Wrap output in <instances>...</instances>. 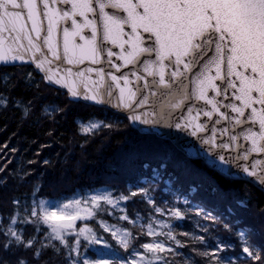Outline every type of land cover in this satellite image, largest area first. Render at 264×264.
Masks as SVG:
<instances>
[{
	"label": "trees",
	"instance_id": "obj_1",
	"mask_svg": "<svg viewBox=\"0 0 264 264\" xmlns=\"http://www.w3.org/2000/svg\"><path fill=\"white\" fill-rule=\"evenodd\" d=\"M91 120L100 125L84 131L81 122ZM0 177L6 181L0 185V259L10 264L18 259L83 264V258L97 254L92 243L77 236L81 229L105 238L122 257L161 238L171 246L158 252L166 264H264V191L187 158L168 140L141 134L125 116L70 100L28 64L0 65ZM103 188L124 199L126 218L109 202L97 201L69 235H61L63 243L55 239L49 225L56 224L44 222L41 200ZM33 209L37 217L31 216ZM154 220L166 222L162 237L149 233ZM104 222L131 233L127 249L105 231ZM9 227L24 240L33 238V247L13 244L5 252L3 233ZM41 244L48 247L37 258L34 251ZM245 246L260 259L244 253Z\"/></svg>",
	"mask_w": 264,
	"mask_h": 264
},
{
	"label": "snow or ice",
	"instance_id": "obj_2",
	"mask_svg": "<svg viewBox=\"0 0 264 264\" xmlns=\"http://www.w3.org/2000/svg\"><path fill=\"white\" fill-rule=\"evenodd\" d=\"M41 2L42 10L38 7V0H0V61L8 63L9 54H11V61L33 62L36 68L45 72L44 78L47 82L61 84L66 78L59 75V71L53 73L52 69L45 68V65L52 64L54 60L66 61L69 65L79 64L84 60H89L93 64L97 63L98 57L104 51L102 47L98 46V35L102 27L103 41L120 47L121 55L118 58L124 61L125 66L133 62L135 57L140 54L155 53L161 69L160 83L168 87L163 72L166 67L165 60L177 66V70L172 72V77L176 78L182 75L178 69L179 65H183L185 72L191 71L211 51L214 56L210 59V63L215 66L216 75L215 77L206 76L205 79L217 95H221L222 90L214 83L215 80H220L226 85L223 89L226 98L227 90H233L234 98L239 101V106L230 104L227 107L239 117L235 120L237 125L245 122L252 125L259 124L258 132L249 128L244 138L251 141V151L264 152V143H261L264 142V0H41ZM56 4L70 5L71 7L70 10L52 7ZM108 9L114 11L109 12ZM116 13L125 15L121 16ZM41 17L47 19L43 47H46L51 53V60L39 43L41 32L45 31L42 27ZM60 21H70V26H64L61 29L63 34L62 56L54 43V33L59 28ZM125 26L131 28V33L124 31ZM85 29H90V36L84 34ZM144 33L148 34L147 37L143 35ZM124 37H127V40ZM77 38L82 43H79ZM25 40L27 46L23 43ZM146 41L152 46L144 47ZM6 44L7 49L4 47ZM125 44H128L132 49L127 55L123 54ZM21 49H24L25 53H32L30 61L25 59V54L21 53ZM113 55L115 53L108 50L107 56L112 57ZM113 66L119 71V66ZM149 67L150 65H147L145 70H149ZM92 71V68L87 69V72ZM67 75L69 77L72 75L71 69L67 70ZM76 75L83 77L85 73L78 72ZM137 78L139 79V77ZM123 79L127 85L129 82L127 76H124ZM112 80L119 87V78L112 76ZM203 83L202 80L201 84ZM62 86L67 87L68 85L65 83ZM68 91L73 98L93 100L98 104L104 102L98 94H87V90L84 93H79L69 87ZM123 93L124 89L121 88V97H123ZM130 95L134 96L135 93H130ZM198 99L205 100L206 103L212 105L215 111H219L216 102L208 99L203 88L200 89ZM256 105L260 106L259 109ZM249 109L250 113L246 116L245 112ZM205 115L210 116L211 113L206 112ZM131 119L135 121L141 118L132 116ZM161 119H163L162 115ZM141 123H147V121L141 120ZM167 126L171 127L172 125ZM90 127L94 128L97 125L91 124ZM175 127L181 131H186L191 127V134L194 136L198 132L204 131V126L200 124L192 126L189 123L183 125L176 123ZM213 142L212 139L203 141L209 145ZM217 155L221 163L226 161L224 155ZM243 159L247 160L248 156L245 155ZM256 167L255 164L251 169L244 166L243 171L248 176L256 177V181L264 185V175H259ZM261 172H264V168L261 169ZM4 183L6 181L0 177V185ZM96 199L93 197L94 201ZM13 203H18V201L13 200ZM43 204L44 202L41 201L42 209ZM64 207L67 208L69 205H64ZM43 212L45 223L53 218H63L57 216L56 211L49 213L47 209H43ZM175 215L179 216L180 214L177 212ZM31 216H38L35 209L32 210ZM75 218V216H68L69 220ZM27 222L32 223L33 221L28 220ZM11 223H16L15 218ZM49 227H51L54 238L63 243L61 229L71 228L72 225H49ZM108 230L105 227V231ZM84 231L81 229L79 234H83ZM149 231L151 232V228ZM111 234L114 238L117 235L115 231ZM3 235L8 237L3 244L5 252L10 251L13 244L24 248L33 247V238L24 240L11 227L4 231ZM130 236L131 233H124L119 241L125 249L129 247L128 237ZM85 239L92 244L99 243L103 247H108L106 241L102 238L98 239L95 235L85 236ZM76 243L78 245L79 241ZM47 247L48 245L41 244L40 248L35 249L34 256L41 257L42 250ZM142 247L149 251L165 250L160 243H145ZM250 247L245 246L243 252L253 260H259L260 256L254 254ZM53 248L59 252L55 246ZM75 250L73 249V251ZM217 250H220L219 245ZM0 264H10V262L7 259H0ZM16 264H27V262L18 259ZM83 264H89V261L84 260ZM96 264H101V261H96ZM133 264H135L134 261Z\"/></svg>",
	"mask_w": 264,
	"mask_h": 264
},
{
	"label": "water",
	"instance_id": "obj_3",
	"mask_svg": "<svg viewBox=\"0 0 264 264\" xmlns=\"http://www.w3.org/2000/svg\"><path fill=\"white\" fill-rule=\"evenodd\" d=\"M38 7L42 10L43 4L38 0ZM54 8L70 10V5L56 4ZM109 12L114 10L108 9ZM26 14V10H25ZM117 15H125L124 13H116ZM80 19L79 17L77 18ZM42 27L45 31L41 32V43L43 47V37L46 35L47 19L41 17ZM82 22V21H81ZM70 26V21H60L59 28L54 33V43L57 45V50L63 54V34L62 28ZM30 27V24H29ZM84 34L90 36V29H85ZM33 37L35 34H32ZM147 37L148 34H143ZM127 40V37H124ZM78 40V38H77ZM82 43V41H79ZM27 46V41H23ZM98 46L103 48V53L98 57L97 63L93 64L89 60H84L82 63L69 65L66 61L54 60L52 64H46L45 68H51L53 73L59 71V75L66 79L61 84L45 82L57 89L65 91L72 101L82 102L96 107L109 108L117 113H120L129 118L133 128L145 135H156L159 138L171 141L184 155L191 159H204L216 171L231 178L243 179L251 182L256 187L264 191V185L256 181V177L248 176L243 171V167H251L257 165L256 171L259 175H264L261 169L264 168V152L251 151L252 143L250 140H245V134L248 129L259 131V124L252 125L245 122L237 125L235 120L239 118L236 113L232 112L227 105L236 104L239 106V101L235 100L233 90H227V98L223 92L226 85L215 80L214 83L222 90L221 95L209 86L205 77H215V66L210 63V59L214 56L213 52H209L208 56L204 57L197 66L191 71L185 72L183 65H179L178 69L182 75L173 78L172 72L177 70L174 63H169L165 60L166 67L163 69L165 87L160 83V65L156 60L155 53L151 55L140 54L135 57L133 62L125 66L124 61L118 57L121 55L119 46H114L110 42L103 41V29L101 27L98 35ZM144 47H151L149 42H145ZM7 49V44L4 46ZM124 55L132 51L128 44L124 45ZM108 50H111L115 55L107 56ZM25 54L26 60H31L32 53H25L24 49L20 50ZM43 51L51 60V53L46 47ZM39 55V54H37ZM9 54V62L0 61V65L6 67L20 66L24 64L31 65L35 71L45 77V72L36 68L33 62H22L20 60L11 61ZM174 60V58H173ZM119 66V71L114 67ZM150 65L149 70H145L146 66ZM88 68H92V72H87ZM71 69L72 75H67V70ZM102 70V72H101ZM84 72L83 77L76 74ZM151 73V74H150ZM112 76H116L120 80L119 87L112 80ZM127 76L128 84L125 85L123 77ZM139 77V79L137 78ZM204 81L201 84V81ZM67 84V87L62 86ZM71 87L79 93L98 94L103 99V103H96L93 100H84L83 98H73L68 91ZM121 88L124 89L123 97H121ZM203 88L208 99L216 102L219 111H215L211 104L206 103L203 99H198L200 89ZM110 93V94H109ZM135 93V95H130ZM259 109V105H256ZM211 115H205V113ZM250 109L246 110V116L249 115ZM223 114V115H222ZM161 115L163 119H161ZM132 116H139L140 120H132ZM242 119V118H241ZM141 120L147 123H141ZM176 123H189L192 126L200 124L204 126V131L198 132L197 135H192V128L189 127L186 131H181L175 127ZM172 125L171 127L167 125ZM235 137V139H233ZM205 139H212L213 144H205ZM264 143V142H261ZM227 145V147H224ZM217 154H222L226 157V161L221 163ZM247 155L248 159L243 157Z\"/></svg>",
	"mask_w": 264,
	"mask_h": 264
},
{
	"label": "rangeland",
	"instance_id": "obj_4",
	"mask_svg": "<svg viewBox=\"0 0 264 264\" xmlns=\"http://www.w3.org/2000/svg\"><path fill=\"white\" fill-rule=\"evenodd\" d=\"M91 124H96L98 127L100 125V121L91 120L87 123L81 122V127L84 131H92L97 128V127H94V128L90 127ZM93 197H96L97 199L94 201ZM103 200L107 202L111 201L110 204L112 205L114 209H117L118 211L123 212V215H121V217L125 216L124 211L126 210L127 205L124 199L113 197L111 191L105 188L97 190L93 194L92 193H89V194L86 193L85 195L76 194L69 199L49 200V201L41 200V201L44 202L43 209H47L49 213L51 211H56L57 216L63 217L62 219H56V218L50 219L51 221H54L56 225H67V224L72 225L71 228L65 227L61 229V235H63V233H67V234L70 233V229H75L77 222L81 218L90 214V212L92 211L93 205H95L97 201H103ZM149 200L151 201V199ZM77 201L78 203H76ZM64 205H69V207L65 208ZM40 208H41L42 213L44 214L43 209L41 207V202H40ZM69 215L75 216L76 218L73 220H69L68 219ZM154 221L155 223H153ZM154 221L151 222L148 226V230L149 228H151V232L149 231V233L158 234L160 237H162L163 236L162 227L164 224H166V222L164 220H154ZM103 227L104 229L105 227H107L109 229L108 231L111 233L113 231L117 233L115 239L119 244H120L119 241L121 237L123 236V234L128 233L126 229L121 228L118 224H115V223L104 222ZM79 233L80 231H78L77 236L80 235L83 238H85V236L95 235L98 239L102 238L104 241H106L105 238L98 237V235L93 232L87 233L84 231L83 234H79ZM85 242L90 243L89 240H86V239H85ZM155 243L162 244L164 246V249L171 248V246H169L168 243L164 242L161 238H158L149 244H155ZM107 244H108V247H103V245L99 243L93 244V246L90 248L94 250L93 254L96 253L97 256L95 257L92 254L93 256L83 258V261L88 260L89 264H96V261L98 260L101 261V264H112L113 260H119L118 264H133V261L135 262V264H166L164 260L160 256H158V252L160 251L158 249L153 250V251H149L146 249L144 251H134L128 256L122 257L121 253L118 250L113 249V247L108 242ZM77 250L79 251V245L77 246ZM77 264H82V263L78 261Z\"/></svg>",
	"mask_w": 264,
	"mask_h": 264
},
{
	"label": "bare ground",
	"instance_id": "obj_5",
	"mask_svg": "<svg viewBox=\"0 0 264 264\" xmlns=\"http://www.w3.org/2000/svg\"><path fill=\"white\" fill-rule=\"evenodd\" d=\"M124 31L125 32H127V33H131V28L130 27H128V26H125V28H124ZM101 108H104V107H101ZM106 109H108V110H110V111H112L113 113H116V114H120V113H117V112H115V111H113V110H111V109H109V108H106ZM120 115H122V114H120ZM122 116H124V115H122ZM126 117V116H125ZM128 120H129V118L128 117H126ZM129 122H130V120H129ZM130 125H131V122H130ZM131 127H132V125H131ZM133 128V127H132ZM135 129V128H134ZM137 130V129H136ZM141 133V132H140ZM141 134H143V133H141ZM159 138V137H158ZM160 139H162V138H160ZM166 140V139H165ZM169 141V140H168ZM171 142V141H170ZM166 145V144H165ZM177 148V147H176ZM181 152V151H180ZM178 154V153H177ZM186 156V155H185ZM187 157V156H186ZM188 158V157H187ZM191 159V158H190ZM199 160V159H198ZM197 161V160H196ZM200 161H202L207 167H210L211 169H213V170H215L216 171V169H214L211 165H209L204 159H200ZM187 163V162H186ZM192 163V162H191ZM218 173H220L219 171H217ZM221 174V173H220ZM221 175H223V174H221ZM223 176H225V175H223ZM227 177V176H226Z\"/></svg>",
	"mask_w": 264,
	"mask_h": 264
}]
</instances>
